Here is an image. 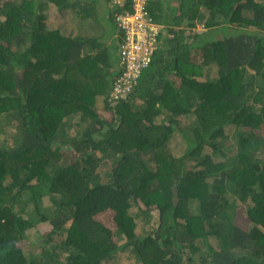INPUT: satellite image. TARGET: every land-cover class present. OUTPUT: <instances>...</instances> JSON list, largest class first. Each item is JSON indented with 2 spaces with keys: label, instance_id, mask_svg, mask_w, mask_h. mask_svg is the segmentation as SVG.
I'll return each instance as SVG.
<instances>
[{
  "label": "trees",
  "instance_id": "trees-1",
  "mask_svg": "<svg viewBox=\"0 0 264 264\" xmlns=\"http://www.w3.org/2000/svg\"><path fill=\"white\" fill-rule=\"evenodd\" d=\"M145 9L0 0V264H264V0Z\"/></svg>",
  "mask_w": 264,
  "mask_h": 264
},
{
  "label": "built area",
  "instance_id": "built-area-1",
  "mask_svg": "<svg viewBox=\"0 0 264 264\" xmlns=\"http://www.w3.org/2000/svg\"><path fill=\"white\" fill-rule=\"evenodd\" d=\"M134 1L136 11L117 14V23L125 31L120 47L123 61L127 64L126 75L136 78L142 68L150 63L157 49L160 27L146 12L147 0ZM124 80L122 78L120 83Z\"/></svg>",
  "mask_w": 264,
  "mask_h": 264
},
{
  "label": "rangeland",
  "instance_id": "rangeland-1",
  "mask_svg": "<svg viewBox=\"0 0 264 264\" xmlns=\"http://www.w3.org/2000/svg\"><path fill=\"white\" fill-rule=\"evenodd\" d=\"M200 24V23H199ZM200 28H202V25L200 24V25H198ZM121 42V41H120ZM120 42H119V44H120ZM5 137H6V134L0 129V143L1 142H3V141H5ZM175 142H179V139L178 140H176ZM179 146H181V143L180 144H178V147ZM178 152H181V151H177V153Z\"/></svg>",
  "mask_w": 264,
  "mask_h": 264
},
{
  "label": "clouds",
  "instance_id": "clouds-1",
  "mask_svg": "<svg viewBox=\"0 0 264 264\" xmlns=\"http://www.w3.org/2000/svg\"><path fill=\"white\" fill-rule=\"evenodd\" d=\"M123 1H124V0H121V4L123 3ZM147 2H148V0H147ZM124 12H130V11H129V10H125ZM119 13H121V10H119L117 14H119ZM117 14H116V16H115V20H116V22H117ZM156 24H157V23H156ZM158 26H159L160 29H161L162 26L159 25V24H158ZM122 39H123V38H122ZM120 45H121V42H120Z\"/></svg>",
  "mask_w": 264,
  "mask_h": 264
}]
</instances>
